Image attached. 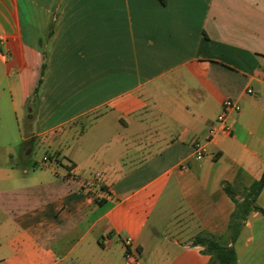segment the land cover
Returning <instances> with one entry per match:
<instances>
[{
    "label": "crops",
    "instance_id": "obj_1",
    "mask_svg": "<svg viewBox=\"0 0 264 264\" xmlns=\"http://www.w3.org/2000/svg\"><path fill=\"white\" fill-rule=\"evenodd\" d=\"M0 36V264H210L264 171V0H0ZM228 244L264 264V215Z\"/></svg>",
    "mask_w": 264,
    "mask_h": 264
},
{
    "label": "trees",
    "instance_id": "obj_2",
    "mask_svg": "<svg viewBox=\"0 0 264 264\" xmlns=\"http://www.w3.org/2000/svg\"><path fill=\"white\" fill-rule=\"evenodd\" d=\"M53 31L54 23L52 22L48 31V38L52 36ZM46 57L47 52L44 50L40 77L33 92V98L28 99V108L34 107L39 96L40 88L44 81ZM223 186L225 191L230 195L236 205L229 224V235L231 234L230 242L233 243L238 238L245 220L252 211H259L264 215V208L257 204V198L264 188V171L261 178L254 181L249 186L243 185L237 187L229 182H223ZM238 193H240L241 196L237 197ZM193 243L194 245L203 246L204 251L212 256V259L216 264H236L237 262V253L233 244L229 245L213 234L200 233L194 238Z\"/></svg>",
    "mask_w": 264,
    "mask_h": 264
},
{
    "label": "built area",
    "instance_id": "obj_3",
    "mask_svg": "<svg viewBox=\"0 0 264 264\" xmlns=\"http://www.w3.org/2000/svg\"><path fill=\"white\" fill-rule=\"evenodd\" d=\"M4 39L3 36H0V42ZM248 91H251L250 89ZM241 110V106L237 101L232 99L224 100L222 104V109L217 118L215 119L214 123L208 129V136L207 140H210L215 137L218 132H225L228 134L232 133V127L228 123V116L231 112H239ZM193 148L195 155L198 159L203 158L206 155L207 148L206 144L203 140L199 137L195 138L193 143ZM130 240H126V244H130ZM132 257L137 258L135 254H130Z\"/></svg>",
    "mask_w": 264,
    "mask_h": 264
},
{
    "label": "rangeland",
    "instance_id": "obj_4",
    "mask_svg": "<svg viewBox=\"0 0 264 264\" xmlns=\"http://www.w3.org/2000/svg\"><path fill=\"white\" fill-rule=\"evenodd\" d=\"M28 150H30V148H28ZM28 150H27L26 152H28ZM37 157H38V156H37L35 153L31 154V155L29 156V158H28V162H30V161L36 159ZM27 164H29V163H27ZM19 166H20V165H19ZM20 170H22V166H20ZM230 237H231V234H230V235L224 240V242H225V243H228L229 240H230ZM211 264H216V263H214V260H213V259L211 260Z\"/></svg>",
    "mask_w": 264,
    "mask_h": 264
}]
</instances>
